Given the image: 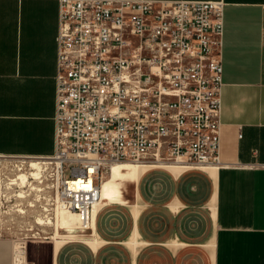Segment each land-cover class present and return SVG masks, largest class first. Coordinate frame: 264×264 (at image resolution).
Masks as SVG:
<instances>
[{
    "label": "crops",
    "instance_id": "obj_1",
    "mask_svg": "<svg viewBox=\"0 0 264 264\" xmlns=\"http://www.w3.org/2000/svg\"><path fill=\"white\" fill-rule=\"evenodd\" d=\"M221 1L216 170L143 172L136 216L104 208L92 220L99 244L69 241L52 264H264V0ZM58 10L59 0H0V158L54 155ZM14 257L0 237V264Z\"/></svg>",
    "mask_w": 264,
    "mask_h": 264
},
{
    "label": "built area",
    "instance_id": "obj_2",
    "mask_svg": "<svg viewBox=\"0 0 264 264\" xmlns=\"http://www.w3.org/2000/svg\"><path fill=\"white\" fill-rule=\"evenodd\" d=\"M223 30L221 0H59L43 159L58 162L56 196L82 225L108 163L219 164Z\"/></svg>",
    "mask_w": 264,
    "mask_h": 264
},
{
    "label": "rangeland",
    "instance_id": "obj_3",
    "mask_svg": "<svg viewBox=\"0 0 264 264\" xmlns=\"http://www.w3.org/2000/svg\"><path fill=\"white\" fill-rule=\"evenodd\" d=\"M29 161H43V158H0V237L11 240L14 247L21 246L20 262H17L15 255L14 264H52L55 244L50 237L54 233L53 226L36 224V219L41 218L45 221L49 218L53 221V214L58 206L55 201V168L48 163L42 164L41 182L30 179L31 185L41 191L31 190L30 186L20 188L17 185H10V181L19 173V168L22 172L28 171ZM111 164L105 166L99 181H104L108 177ZM122 183V186L126 185L125 182ZM20 192H23V198L18 197ZM117 203L116 199L107 201L106 204L99 205L100 209L97 213L106 207H114ZM92 220L93 218L89 223L93 222ZM79 232L78 229L74 231V233ZM66 235H68L67 231H59V238H63L64 241L62 245L82 239L76 236L71 240Z\"/></svg>",
    "mask_w": 264,
    "mask_h": 264
},
{
    "label": "bare ground",
    "instance_id": "obj_4",
    "mask_svg": "<svg viewBox=\"0 0 264 264\" xmlns=\"http://www.w3.org/2000/svg\"><path fill=\"white\" fill-rule=\"evenodd\" d=\"M46 163H48L49 165H54V168L58 166V162H55L51 159H43V161H29L27 164L28 171L22 172L19 168V173H17L15 178L10 181V185H17L20 188L30 186L31 190L41 191V189H38L35 186L31 185L30 179L37 180L40 183L42 171L41 165ZM215 167L216 165L192 166L183 164L182 162H114L109 166L108 177L104 181H100V199L93 210L92 218L99 210V205L106 204L107 201H112L113 199H116L119 203L129 207L132 212V215L136 216L139 206V199L136 194V184L141 174L149 169L161 168L172 172L200 169L212 172L216 170ZM91 182L92 178L91 176H89L86 185H90ZM122 182H125L126 185L122 186ZM79 183L80 181H75L73 185L78 186ZM18 197L23 198V192H20L18 194ZM55 201L58 206L56 207V211L53 214V221H51L49 218L45 221H42L41 218L36 219V224L39 225L52 224L54 233L50 238L54 240V253L64 243V241H62L63 238H59L60 230H65L68 232V235H66L68 239L75 238L76 236H78L82 238L80 240H83V242H85L92 248H95L99 244V242L95 237V231L92 222L88 223V225H82L79 221L78 216L74 212L66 210L60 205V200L57 196ZM77 229L80 232L74 233V231ZM20 249L21 246L19 245H16L14 247L16 253L15 255L17 256V262H20L21 258V256H19L21 253Z\"/></svg>",
    "mask_w": 264,
    "mask_h": 264
}]
</instances>
